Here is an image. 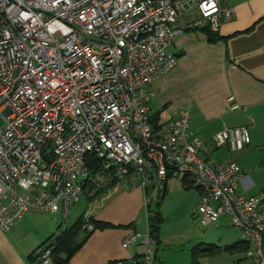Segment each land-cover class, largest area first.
Returning a JSON list of instances; mask_svg holds the SVG:
<instances>
[{"label": "built area", "instance_id": "1", "mask_svg": "<svg viewBox=\"0 0 264 264\" xmlns=\"http://www.w3.org/2000/svg\"><path fill=\"white\" fill-rule=\"evenodd\" d=\"M233 15L220 0H0V230L60 204L67 215L96 155L117 185L143 190L146 206L169 177L187 180L201 192L199 225L226 218L248 261L264 264V193L242 196L235 161L199 156L188 107L157 129L148 108L152 82L177 65L170 44L187 31L219 33ZM211 143L241 153L248 129L223 128ZM148 232L123 241L146 248L132 264H160ZM52 251L40 263L52 264Z\"/></svg>", "mask_w": 264, "mask_h": 264}, {"label": "crops", "instance_id": "2", "mask_svg": "<svg viewBox=\"0 0 264 264\" xmlns=\"http://www.w3.org/2000/svg\"><path fill=\"white\" fill-rule=\"evenodd\" d=\"M220 5L234 11L233 19L219 31L227 41L207 43L201 30L177 37L167 49L170 55L180 54L177 65L152 82L154 98L148 108L151 117L157 115L159 123H164L188 107L190 138L206 147L203 157L199 156L217 163L235 161L242 173L238 192L253 197L264 192V186L247 173L251 171L249 157L264 150V0H220ZM238 127L248 129L250 143L244 151L231 155L212 145L221 129ZM200 193L197 190L198 204ZM144 195L138 186L116 185L93 200L92 218L111 228L92 231L88 225L91 234L69 264H132L137 260L144 246H121L132 233L149 229ZM46 215L51 216L41 217ZM58 215L27 214L10 232L0 230V264H29L27 257L55 233Z\"/></svg>", "mask_w": 264, "mask_h": 264}, {"label": "rangeland", "instance_id": "3", "mask_svg": "<svg viewBox=\"0 0 264 264\" xmlns=\"http://www.w3.org/2000/svg\"><path fill=\"white\" fill-rule=\"evenodd\" d=\"M253 154L254 156L248 159L251 171L247 173L250 174V179L259 181L264 186V150H257ZM202 155L203 153L200 154ZM167 182L166 196L162 198L161 194H156L149 204L151 211L158 210L161 214L162 222L158 232L160 242L156 245L158 248L156 258L160 264H194L193 252H199L200 249H213L215 253L197 255V264H251L244 254L226 250L227 247L241 241L240 230L232 227L224 217L220 219V227H202L198 220L194 219L198 207L197 189L194 186L186 189L181 178H170ZM79 199L67 215L62 212L60 204L58 223L53 235L72 227L79 218L89 221L94 217L89 211L91 202L88 198L82 195ZM49 216L51 215L41 217Z\"/></svg>", "mask_w": 264, "mask_h": 264}, {"label": "trees", "instance_id": "4", "mask_svg": "<svg viewBox=\"0 0 264 264\" xmlns=\"http://www.w3.org/2000/svg\"><path fill=\"white\" fill-rule=\"evenodd\" d=\"M252 29L248 30L246 33L251 31ZM201 32L206 35L207 43L216 44L217 42L227 41V38H223L219 35V33H213L208 28L201 29ZM158 117L152 116L150 120L154 124V127L158 128L159 120ZM88 161V173L89 179L86 180L82 185L83 194L90 202L101 197L110 189L115 188L117 185V180L115 175L111 171H106L103 166L102 162L98 160L96 155H91L87 159ZM170 177L168 178V180ZM167 180V181H168ZM182 182L187 189H190L192 186L187 182V180L183 179ZM198 190V189H197ZM199 191V190H198ZM167 194L162 195L164 198ZM159 206V205H158ZM150 206L148 205L147 213H148V230L150 235L155 239L157 244H159V230L161 225V214L158 210L151 211ZM88 225H92L93 230H102L111 228V225L107 223H102L100 221H96L94 218H90L89 221H84L83 218H79L76 223L70 228H65L61 233L55 234L50 236L42 245H40L37 249L34 250L28 257L29 264H42L40 263L42 253L45 249H51L52 251V264H69V260L80 250V248L86 243L89 238L91 232L87 231L86 228ZM156 244V245H157ZM248 246L246 243L239 241L229 247L226 250L233 252V253H246ZM197 250V249H196ZM206 253H215L213 249H206V250H199V252H193V263H196V256L197 255H205Z\"/></svg>", "mask_w": 264, "mask_h": 264}, {"label": "water", "instance_id": "5", "mask_svg": "<svg viewBox=\"0 0 264 264\" xmlns=\"http://www.w3.org/2000/svg\"><path fill=\"white\" fill-rule=\"evenodd\" d=\"M174 57H177V58H179L180 57V54L179 53H177L176 55H174ZM166 188H167V184L165 183L164 184V190H163V196H164V194L166 193Z\"/></svg>", "mask_w": 264, "mask_h": 264}]
</instances>
